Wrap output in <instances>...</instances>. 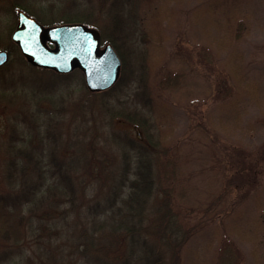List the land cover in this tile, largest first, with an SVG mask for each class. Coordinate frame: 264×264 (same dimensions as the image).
Masks as SVG:
<instances>
[{
    "label": "trees",
    "instance_id": "1",
    "mask_svg": "<svg viewBox=\"0 0 264 264\" xmlns=\"http://www.w3.org/2000/svg\"><path fill=\"white\" fill-rule=\"evenodd\" d=\"M0 1L45 24L95 27L121 60L112 85L91 90L82 83L75 98L55 99L54 116L44 119L48 109L40 100L55 94L35 93L31 107L6 100L17 86H3L12 76L8 63L0 65L6 68L0 73V264H191L185 248L209 227L219 246L231 234L245 233L264 243V144L247 150L231 143L217 154L202 142L198 150L207 151L193 159L195 172H166L172 129L162 123L170 122L174 105L153 80L182 0ZM34 1L38 11L30 9ZM250 4L198 0L183 18L217 54L224 85L216 97L231 92L217 101L209 119L214 127L238 129L247 101H258L259 77L246 66L240 43ZM43 5L54 15L47 17ZM12 44L9 51L24 60ZM30 66L53 75L37 82L56 91L81 76L78 68ZM126 85L133 86L136 101L116 105ZM197 129L198 135L210 130L202 121Z\"/></svg>",
    "mask_w": 264,
    "mask_h": 264
},
{
    "label": "rangeland",
    "instance_id": "2",
    "mask_svg": "<svg viewBox=\"0 0 264 264\" xmlns=\"http://www.w3.org/2000/svg\"><path fill=\"white\" fill-rule=\"evenodd\" d=\"M57 2L60 1L57 0ZM197 2L198 0H182L177 3L176 16L167 28L164 65L155 74L153 80L154 89L174 105L170 122L162 123L163 129H172L168 136L172 150L168 159L166 158L168 164L166 172L169 176H174L179 172L182 176L187 175L185 171L191 169L195 172L193 165L196 162L193 159L207 151L205 147L201 152L198 150L199 144L202 142H205L217 154H219L222 145L231 143L247 150H255L264 144V0H251L249 8H252V11L247 15L246 25L242 28L240 43L242 44L244 62L250 71L258 74L257 77H259L258 95L255 98L258 101L254 103L251 98L247 101V104L250 103V105L246 106L245 112L241 116L240 125L236 130L214 127L209 122V119L214 115L213 112H216L217 101L225 96L228 97L231 92L225 90L227 95L222 92L219 97H216L217 87L224 85L217 66V54L214 53L213 48L208 50L204 47L206 39L198 27H192L190 22L183 20L189 16V12ZM30 7L31 10L32 8L39 10L36 1L32 2ZM42 7L47 17L54 15L44 5ZM41 23L45 26L52 25ZM16 24L15 10H12L9 2L0 1V50L7 51L5 63H8L9 68L6 73H11L7 74L8 77L12 76V80L3 86L9 87L11 84V86L13 84L17 86L15 94L8 92L5 99L15 103L25 102L28 107H31L38 100L36 99L37 93H54L53 101L49 97L40 100L42 106L48 109L42 118L44 119L48 115L53 117L55 113L52 107L56 106L55 99L58 102L61 100L60 97L63 100L68 97L75 98L81 84L85 85L84 75L78 68L81 71V76H74L68 87H61L57 91L52 89L53 87H46L45 84H38L37 81L41 83L43 80L54 79V76L49 75L50 73L46 71L32 68L31 63L24 57V60H18L16 52L9 51V48L13 47L12 49H14L12 43L16 44L11 39V32ZM103 44L101 43V46ZM5 69V67H0V73ZM227 79L231 83L230 78ZM132 87L131 85L123 86L124 92L120 94V99L114 100L116 105H125V103L128 105L136 101L131 95ZM234 87L236 89V86ZM125 97H128V101ZM215 120L217 122L216 118ZM201 121L210 130L198 135L197 126ZM1 123L2 121H0ZM247 124H250L251 131L247 130ZM204 135L206 136L204 137ZM216 173L218 172L216 171ZM263 182L264 179L261 186L264 185ZM211 230L212 227H209L200 231L199 233L202 234L200 238L197 234L194 235L193 240L188 242V246L185 248L187 251L184 253V260L190 261L191 264H264V243H258L256 239L250 240L249 233L241 236L231 234L230 239L227 237L228 239H225L220 247L218 245L220 241L216 240V236ZM61 251L62 254H66L65 245L61 246ZM62 254L57 256L67 263V257ZM5 264H14V261Z\"/></svg>",
    "mask_w": 264,
    "mask_h": 264
},
{
    "label": "water",
    "instance_id": "3",
    "mask_svg": "<svg viewBox=\"0 0 264 264\" xmlns=\"http://www.w3.org/2000/svg\"><path fill=\"white\" fill-rule=\"evenodd\" d=\"M16 18L11 39L31 64L57 72L79 68L91 90L107 88L118 78L120 58L109 42L101 46L96 28L79 22L44 26L23 10L17 11ZM6 58L1 50L0 64Z\"/></svg>",
    "mask_w": 264,
    "mask_h": 264
},
{
    "label": "flooded vegetation",
    "instance_id": "4",
    "mask_svg": "<svg viewBox=\"0 0 264 264\" xmlns=\"http://www.w3.org/2000/svg\"><path fill=\"white\" fill-rule=\"evenodd\" d=\"M15 13H16V11H15Z\"/></svg>",
    "mask_w": 264,
    "mask_h": 264
}]
</instances>
